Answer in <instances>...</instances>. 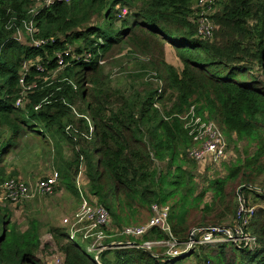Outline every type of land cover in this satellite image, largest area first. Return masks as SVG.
<instances>
[{"label":"trees","instance_id":"trees-1","mask_svg":"<svg viewBox=\"0 0 264 264\" xmlns=\"http://www.w3.org/2000/svg\"><path fill=\"white\" fill-rule=\"evenodd\" d=\"M196 1L146 0L119 27L115 8L132 9L139 0L57 3L35 18L33 40H54L37 47L31 39L23 44L16 38L34 0H0V137L4 130L12 131V140L0 146V164L19 133H38L44 139L49 132L54 148L59 151L64 142L73 152V159L55 171L59 182L54 195L61 187L79 206L84 199L98 200L119 231L148 223L154 204L170 207V235L156 227L142 239L111 231L107 243L142 245L171 236L183 245L195 226L237 223L239 188L259 183L264 188V0H220V9L211 16L217 29L208 40L197 37ZM100 15L103 24L92 26ZM122 45L134 49L137 58H150L141 65L156 72L157 86L138 83L139 91L131 85L128 95L112 88L103 64ZM169 45L181 70L166 61ZM85 53L92 55L89 62L74 58ZM144 76L132 75V80ZM22 98L27 103L18 107ZM192 107L219 126L229 149V144H243L241 152L237 149L239 161L213 170V176L225 169L227 174L206 180L205 189L195 181L196 172L210 178V169L203 173L186 159L195 144L183 118ZM81 164L88 188L79 187L75 177ZM209 193L211 202L206 200ZM242 193L248 207L256 208L246 226L257 237L254 248L201 245L172 258L164 247H123L104 251L96 261L89 243L70 240L65 226L49 233L63 257L60 264H264V192L243 188ZM48 249L37 220L22 232L12 223L11 212L0 207V264H48L43 258Z\"/></svg>","mask_w":264,"mask_h":264},{"label":"built area","instance_id":"built-area-1","mask_svg":"<svg viewBox=\"0 0 264 264\" xmlns=\"http://www.w3.org/2000/svg\"><path fill=\"white\" fill-rule=\"evenodd\" d=\"M35 5L29 10L27 19L24 20L22 28L17 31L16 38L21 41V33L26 32L33 40V36L38 33L35 18L41 10L49 9L57 3L70 4L72 0H34ZM220 0H197L193 8V21L198 27L197 37L203 40L212 39L217 27L211 19V16L217 11H214ZM214 11V12H213ZM51 40L34 41L35 46L40 47L49 43ZM71 48L66 52L69 55ZM62 63V57L59 56ZM77 61L89 62L92 58L90 53H85L81 56L74 57ZM41 70V68H39ZM23 84V80H21ZM35 87V86H33ZM30 89V88H29ZM27 94H24V98ZM19 99L17 106H23V99ZM185 129L188 135L192 137L195 146L189 151L190 158L195 161L200 171L205 173L210 169L209 174L213 170L221 169L224 164L232 160V155L228 147V141L219 128V126L209 120L207 117L197 115L195 107H192L187 115L183 118ZM212 169V170H211ZM59 182V173L53 172L48 177L38 180L35 186L32 184L10 180L0 188L1 195L5 201L13 204L31 199L35 195H54L55 188ZM80 187V184H78ZM246 188L258 194L263 193V189L258 185H246L239 188L238 201L239 209L237 213V223L234 226H208L198 227L190 232L189 241L180 245L173 237L167 241L144 242L138 245L133 242H116L106 241L111 238L109 232H114L120 236L128 238L142 239L150 229L156 227L167 234L170 233L169 206H152L153 216L148 223L141 226H128L119 230L111 229L110 215L107 209L98 203V200L90 203L86 199L83 200L76 212L70 217L64 219V226L67 228L70 240H81L88 242V251L96 254V261H99V256L104 251L116 248H141L146 251H151L155 247L166 248V254L169 257H180L190 253L197 246L219 244H235L238 248H252L257 245V237L251 235L246 230L248 220L256 212L255 207H248L247 201L242 193V189ZM195 238V239H194ZM59 262V261H58ZM57 262V263H58Z\"/></svg>","mask_w":264,"mask_h":264},{"label":"rangeland","instance_id":"rangeland-1","mask_svg":"<svg viewBox=\"0 0 264 264\" xmlns=\"http://www.w3.org/2000/svg\"><path fill=\"white\" fill-rule=\"evenodd\" d=\"M114 1L115 0H108V3L111 4ZM145 1L146 0H139V2L135 3V7H133L132 9H130L129 7L121 6L116 7V11L114 14L117 17L116 26L119 27L123 23L122 21L129 20L132 13L138 12ZM216 9L218 12L220 7L216 6L214 11ZM103 22L104 19L102 15H100L96 16L92 20L91 25H101L103 24ZM30 39L31 37L26 32H24V34L21 33L20 42H22L23 44H28V41ZM168 48L171 51H169L168 54L166 53V61L169 64L174 65L178 70H181L183 68V65L181 64L180 60H178L174 55L175 53L172 47L169 45ZM72 49L74 48L72 47ZM149 62L150 58L144 56H139L137 58L134 49L122 45L121 50L118 49L116 52H113L111 57H109L108 59L106 58V64L104 62L105 65L103 64V66L105 67V75H108L110 77V80L112 81V88L114 90H121L123 92L126 91V94L128 95L130 93L129 86L131 85H136L135 88L141 91L142 89L140 88V85H138V83H149L154 87L159 84V81L156 79V72L150 69L142 68L141 63L148 64ZM58 71L59 70L56 71V74ZM141 73L145 74L141 81L132 80V75H140ZM26 103L27 101L23 100V105ZM75 111H78V109H76ZM36 130L40 131V127H37ZM41 130L43 131V128H41ZM66 130L67 132H71V129L69 128H67ZM47 133H45L46 138L44 139L43 136L38 133L29 135L19 133L17 137H14V140L16 141H13L14 148L12 149L11 153L5 158V162L3 164H0V188H2V186L5 185L7 181L15 178H20L27 183L32 184V186H35L38 180L48 177L53 172L58 171V167L61 166L64 162L73 159L72 147L63 142L61 143V147L58 148V151L56 148H54L52 142L54 141V139L48 137H52V135L49 132ZM2 134L3 135L0 137V146L2 143H6L12 140L11 130H4ZM90 139V144H94V139L92 136H90L89 140ZM229 145L232 159L234 160L233 164H236L241 157L237 152V149L241 152L243 150V144L236 143ZM58 153L60 155H58ZM186 159L195 162L190 158V156L186 157ZM85 169V166L81 164V169H79L80 171L77 173V175H75L78 184H81L82 187L88 186V182L84 176ZM226 174L227 169H225V172L223 171L222 173L215 174L214 176L213 174H210V178H208L200 176L198 175V172H196L195 181L197 182L200 189H205L206 184L204 182L206 180H211L215 176L217 177L219 175L224 177ZM259 184L254 185L260 186ZM211 199L212 194L209 193L206 197V200L207 202H211ZM259 206L257 208H259ZM0 207L6 208L11 212L12 223L17 225L19 230L22 232L27 230L31 220H37L40 226V235L43 245H50V249H48L47 251L49 252V255L46 256V252L45 255H43V258L48 264H60L62 262L63 257L60 255L57 247L53 243L54 241L50 236L49 230L56 227L64 228V219L70 217L74 212L77 211L79 207V202L77 199L73 198L68 192L61 189L60 187L56 194L53 196L35 195L31 199H28L26 202L23 201L13 204L3 199V195H1L0 190ZM260 207L264 208V205ZM229 222H231V220ZM195 228L198 227L195 226ZM111 229L118 230L115 227H111ZM187 264H193V262L187 261Z\"/></svg>","mask_w":264,"mask_h":264},{"label":"crops","instance_id":"crops-1","mask_svg":"<svg viewBox=\"0 0 264 264\" xmlns=\"http://www.w3.org/2000/svg\"><path fill=\"white\" fill-rule=\"evenodd\" d=\"M169 51H171L169 48H167V54L169 53Z\"/></svg>","mask_w":264,"mask_h":264},{"label":"water","instance_id":"water-1","mask_svg":"<svg viewBox=\"0 0 264 264\" xmlns=\"http://www.w3.org/2000/svg\"><path fill=\"white\" fill-rule=\"evenodd\" d=\"M194 239H195V238H194ZM188 254H189V253H188ZM188 254H186V255H184V256H187ZM184 256H183V257H184Z\"/></svg>","mask_w":264,"mask_h":264}]
</instances>
